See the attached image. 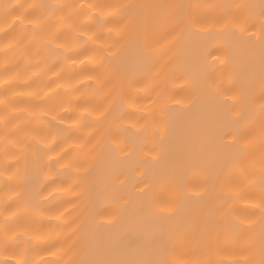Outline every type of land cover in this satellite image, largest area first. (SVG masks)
Returning a JSON list of instances; mask_svg holds the SVG:
<instances>
[{
  "label": "snow or ice",
  "instance_id": "obj_1",
  "mask_svg": "<svg viewBox=\"0 0 264 264\" xmlns=\"http://www.w3.org/2000/svg\"><path fill=\"white\" fill-rule=\"evenodd\" d=\"M117 15L121 20L112 24ZM0 19V144L13 158L0 171V264H264V0L118 6L0 0ZM211 35L218 39L209 44ZM129 50L130 59L113 63ZM176 73L192 85L179 99L162 87ZM84 79L113 103L103 112L77 103L83 111L65 128V118L54 113L80 101ZM132 89L155 96L145 122L151 138L133 168L139 178L123 193L115 190L127 183L128 141L77 137V155L68 159L71 149L60 147L59 136L70 137L96 113L95 121L107 119L114 105L132 107ZM10 97L28 99L17 104ZM50 113L55 132L22 122L50 124L41 119ZM53 165L72 176L68 189H57L74 193L71 212L62 204L43 208L52 197L44 182L55 183ZM190 172L199 183L186 179ZM252 186L260 189L257 202L245 196ZM96 199L111 204L108 215L90 210ZM54 221L67 230L57 232Z\"/></svg>",
  "mask_w": 264,
  "mask_h": 264
},
{
  "label": "bare ground",
  "instance_id": "obj_2",
  "mask_svg": "<svg viewBox=\"0 0 264 264\" xmlns=\"http://www.w3.org/2000/svg\"><path fill=\"white\" fill-rule=\"evenodd\" d=\"M8 2L15 3L17 0H8ZM19 2H37V3H52L54 0H19ZM61 2L66 3H86V4H98V5H112L118 6L122 4H129V3H147V2H159V0H61ZM169 2L173 3H184L190 5H202V4H209V3H259V0H169ZM121 11L119 9H106V11ZM121 20V15L115 16L112 20V24H116L118 21ZM0 27H3V21L0 19ZM107 36V31L102 34ZM0 39H2V34H0ZM209 44L212 41L217 40L218 38L215 35H211L205 38ZM211 51V47L209 48ZM171 53H169L170 55ZM215 54V53H213ZM132 52L129 50L125 53H122L120 57L117 58L113 63H121L125 58H131ZM167 57H165L166 59ZM83 59V57H81ZM209 61L211 62V56L208 57ZM15 63V60H11L9 63V67L11 68L12 64ZM21 67L23 62L21 61ZM87 63V61H85ZM3 55L0 54V78H3ZM77 69L81 66L79 61L77 62ZM94 65H89L88 70L90 71ZM219 65H217V68ZM215 71L214 69H209V72L212 73ZM27 75H31L29 72ZM48 76H52V73H49ZM48 76L42 78V81L46 82L48 80ZM92 83L87 79H84L83 86L80 88V93L78 95L81 97L80 101L77 102L76 100L72 101V108L69 112L65 113L62 110L57 109L56 113L57 116H62L65 118V123L63 127H68L70 124L69 117L75 118V115H79L83 110H76L77 103L84 104L87 102L89 105L92 106H99V111L103 112L105 109L112 104L111 99H106L104 94L101 92H97L95 90V85L93 84L92 87H88V84ZM23 86V85H21ZM167 90V95L175 96L177 99L188 95L192 91V85L187 82V78L183 76L182 73H176L174 76L170 74L168 81L162 85ZM45 91H48L47 89ZM52 91H59L61 93V98H63V89H56V85H52ZM3 90L0 89V95H3ZM155 96V93H151L145 95L144 92H140L139 94L136 93L135 89L130 90V99H134L136 103L132 107L124 108L122 105L120 106H113V115H110L107 119L95 121V115H99L96 113L93 117H90L88 121H86L83 127L78 132H73L69 137L66 133H61L59 136L60 139V147H63L65 151H69L68 159H72L77 155L76 147L74 141L77 137L80 138V142L86 140L89 135L99 136L101 134L106 136V143L108 144H119L122 140L128 141L129 149L132 151V156L122 162V170L125 172V176L127 178V183L124 185L122 189L115 190L116 192H123L128 193L131 192L132 183L134 179L139 178V173L134 172L133 168L135 167L136 160L138 158H142V153H140L139 149L143 141L147 138H151V126L145 125L147 113L153 110V105L150 103L151 99ZM15 99L17 104L22 101L27 100V97H20V98H12ZM175 107L174 101H169ZM159 107L160 105H155L156 115L159 116ZM139 109V110H138ZM4 108L0 105V115H3ZM53 113L48 115L42 116L43 121H50L51 123H42L37 125L35 120H31L29 123L30 118H22V122L29 128H36L39 127L41 131H48L51 129V124H56L57 121L52 120ZM86 115V113H85ZM116 116L117 118H113ZM95 121V122H94ZM16 123V120H13V124ZM143 128L144 130L136 134V129ZM123 129H130L129 131L125 132ZM2 125H0V132H2ZM55 132V129H51ZM24 133L20 134V137L23 138ZM51 140V137H49ZM60 147L57 148V152L60 151ZM14 151V149H13ZM12 161V157H5L4 156V149L3 145L0 144V171L3 170V165L6 161ZM23 165V161H21V166ZM12 173H15V167L12 168ZM47 171V168H45ZM35 175L38 181H43V176H40L36 173H32ZM52 174L55 178V183H51L50 181H45L44 183L47 184L45 189V195L48 192H52V197L49 198V201L45 202L43 208L45 211H54L59 205H63V207H68L71 212L70 205L68 203L69 200L74 198V193L72 192H64V191H57L58 188L61 186L64 189H68L69 185L72 183V176L67 173L64 169H61L59 165H53L52 167ZM186 179L191 184H197L200 181V177L197 173L190 172L187 174ZM75 187V185H73ZM5 189V177L0 176V196L3 195ZM245 196L247 197L248 201L257 202L260 197V189L258 186H252L247 189L245 192ZM246 206V201L242 200L237 204V207L243 210ZM111 204L109 202L102 201L100 199H96L94 205L91 207L90 210L99 213L100 217L106 216L109 214L108 209H110ZM60 211H63V208H60ZM251 214V213H249ZM67 215V214H66ZM74 215V213H73ZM71 220V216L68 217ZM54 223L58 226L56 231L59 232L62 228L67 230V225L63 221H54ZM56 233H53V237H55ZM134 238V237H130ZM46 259H52L51 257H46Z\"/></svg>",
  "mask_w": 264,
  "mask_h": 264
}]
</instances>
